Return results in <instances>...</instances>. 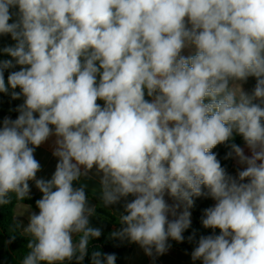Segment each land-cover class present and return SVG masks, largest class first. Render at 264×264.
I'll list each match as a JSON object with an SVG mask.
<instances>
[{
    "label": "clouds",
    "instance_id": "clouds-1",
    "mask_svg": "<svg viewBox=\"0 0 264 264\" xmlns=\"http://www.w3.org/2000/svg\"><path fill=\"white\" fill-rule=\"evenodd\" d=\"M5 36L0 94L22 102L0 119V206L24 202L20 264H116L92 246L98 208L155 264L197 199L214 203L193 264H264V0H0Z\"/></svg>",
    "mask_w": 264,
    "mask_h": 264
},
{
    "label": "trees",
    "instance_id": "trees-1",
    "mask_svg": "<svg viewBox=\"0 0 264 264\" xmlns=\"http://www.w3.org/2000/svg\"><path fill=\"white\" fill-rule=\"evenodd\" d=\"M11 44V38L9 36L0 37V47ZM2 59L8 57L2 56ZM7 72H5V78H7ZM21 100H12L10 96L0 94V119L9 114L16 117L17 113L14 111L16 105L20 104ZM236 143H242L240 138L236 139ZM221 159L223 165L229 169L232 160H224L223 157L227 149L224 146H218L214 149ZM37 199H31L26 202L35 204ZM15 202V198L9 205L0 206V264H20L24 255L27 254V237L23 236L19 232V227L16 226L17 221L11 216V206ZM213 201L211 199H197L194 207L192 208L194 214V220L192 227L185 232V237L191 234L192 230H196V235L210 234L211 230L204 229L200 223V217L202 210L208 206H211ZM98 216L92 219L94 226L101 227L103 234L100 239L93 241V247H99L102 251L107 253H115L117 256L116 264H122L121 256L125 250L124 243L119 240H111L106 237L105 233L110 230L111 222L114 220V216L104 208L97 209ZM12 236L16 238L11 239ZM175 242V241H172ZM176 243V242H175ZM181 248L186 250H192L195 246L194 243H189L187 239L183 243H176ZM84 264H89V259L86 258Z\"/></svg>",
    "mask_w": 264,
    "mask_h": 264
},
{
    "label": "crops",
    "instance_id": "crops-1",
    "mask_svg": "<svg viewBox=\"0 0 264 264\" xmlns=\"http://www.w3.org/2000/svg\"><path fill=\"white\" fill-rule=\"evenodd\" d=\"M12 43L14 42L11 40V44ZM253 85H254V80L250 79L248 83L245 84L244 87L246 89H251ZM5 116H10L14 119V117L9 114ZM35 155H36V158L41 162L43 166V170L38 175L43 176L45 178L50 177L52 172L55 169V164H56V159L52 156L51 142L46 143L42 145L40 148H38L36 150ZM236 167L237 165L235 164V161H231L228 171L232 174H235ZM87 183H88L89 191H91V188L96 186L97 181L91 180V181H87ZM31 187H32L31 199H39L41 197V193L39 192L38 189H36L34 184ZM91 194L92 193L90 192V195ZM25 203H28V202L25 201ZM92 203H99V201L93 198ZM23 204L24 202L15 201L13 205L11 206V216L14 220H15V217L18 215V213L21 211ZM31 205H32V211L38 212V209H36L35 204H31ZM115 209L122 210L120 206H115ZM109 212L114 216V220L111 222L110 230L105 233L107 238H109V233L111 231L120 227V224L117 219L118 214L112 211H109ZM191 212H192V223H193L194 214H193L192 209H191ZM27 217H28V214L25 213L23 216L18 217V219L23 221L24 224H27ZM19 232L21 235L25 236L21 228H19ZM199 236L200 235H197V239L199 238ZM123 243L125 246V250L123 252V255L121 256L122 264H153V261L151 260V258L146 256L143 250L139 248V246L135 244H129L127 242H123ZM192 243L195 244V241H193ZM171 244H172V247L168 251V253H166L163 256L158 257L155 260V264H193V261L191 260L192 250L183 249L178 244L172 241H171ZM195 264H200V262L197 261L195 262Z\"/></svg>",
    "mask_w": 264,
    "mask_h": 264
}]
</instances>
